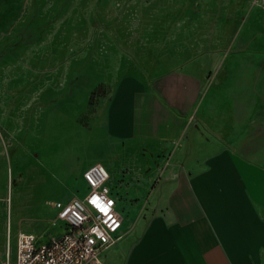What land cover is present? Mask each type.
I'll use <instances>...</instances> for the list:
<instances>
[{"label":"crops","instance_id":"1","mask_svg":"<svg viewBox=\"0 0 264 264\" xmlns=\"http://www.w3.org/2000/svg\"><path fill=\"white\" fill-rule=\"evenodd\" d=\"M168 48L158 58L162 70L135 62L91 107L48 95V87L38 103L29 96L21 103L7 87L0 128L16 116L21 144L32 150L42 144L50 110L60 107L69 122L86 112L85 143L102 159L88 161L75 182H86L92 163L106 165L123 216L102 251L106 264H264V140L255 132L254 103L240 128L232 100L216 97L221 85L208 80L221 60H209L206 50L190 56L180 44ZM37 113L43 129L33 139Z\"/></svg>","mask_w":264,"mask_h":264},{"label":"rangeland","instance_id":"2","mask_svg":"<svg viewBox=\"0 0 264 264\" xmlns=\"http://www.w3.org/2000/svg\"><path fill=\"white\" fill-rule=\"evenodd\" d=\"M178 44L190 56L206 50L209 60H221L208 73L221 85L216 97L232 100L240 128L254 103L255 132L264 140V0H0V94L10 87L21 103L27 96L38 103L48 87V95L91 107L135 62L162 70L160 54ZM57 111L44 115L42 144L32 150L21 144L16 116L0 128V264L8 242L14 261L20 230L61 228L52 224L53 203L87 193L74 175L102 159L85 143L86 112L69 122ZM39 115L31 118L33 139L43 129Z\"/></svg>","mask_w":264,"mask_h":264},{"label":"built area","instance_id":"3","mask_svg":"<svg viewBox=\"0 0 264 264\" xmlns=\"http://www.w3.org/2000/svg\"><path fill=\"white\" fill-rule=\"evenodd\" d=\"M109 178L102 163L90 165L84 171L87 193L53 203L56 215L52 224L59 222L61 228L42 234L20 230L13 262L8 242L6 264H106L102 251L123 223Z\"/></svg>","mask_w":264,"mask_h":264}]
</instances>
